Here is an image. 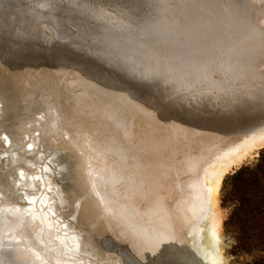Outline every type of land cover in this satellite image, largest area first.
<instances>
[{"label":"rangeland","instance_id":"rangeland-1","mask_svg":"<svg viewBox=\"0 0 264 264\" xmlns=\"http://www.w3.org/2000/svg\"><path fill=\"white\" fill-rule=\"evenodd\" d=\"M156 2L0 0V264H123V252L153 254L145 264H215L196 232L208 228L225 264H264V148L223 177L212 205L200 187L190 191L189 175L211 145L201 140L186 159L177 145L182 100L204 104L181 88L203 79L198 56L224 70L239 50H208L214 31L185 23V0H165L163 12ZM118 140L120 162L139 160L122 164L123 179L110 147ZM159 162L168 171L158 191L170 218L181 215L166 223L158 206L135 226L122 195L128 180H148L128 172Z\"/></svg>","mask_w":264,"mask_h":264},{"label":"bare ground","instance_id":"bare-ground-1","mask_svg":"<svg viewBox=\"0 0 264 264\" xmlns=\"http://www.w3.org/2000/svg\"><path fill=\"white\" fill-rule=\"evenodd\" d=\"M259 1L261 2L260 4L264 6V0ZM254 2H251V0H185V2H182L183 6L180 7L181 17L184 12L188 19V21L185 20L186 24L193 25V22L197 21L201 23L202 26H198L196 29L210 28V30L214 31V33L210 34L206 39L209 42V45L207 44L208 50L225 46H235L239 50L237 52L238 54L229 62L224 70L215 69L212 66L209 67L207 64L208 56L202 53L198 57L202 62L201 66L204 68L201 72L202 75H200L203 79L195 81L198 79L196 78L194 80L195 82L184 83V86H180L183 88L182 91H186L185 93L194 98H198V100H203L204 103L200 106L198 103L192 104L186 100H182L187 113L182 117L185 124H180L182 126L181 128H185V131L181 128L177 130H182L180 132L181 139L178 141L177 145L183 148L182 155L185 159L189 156V153L196 150L201 140H203L202 142L207 141L205 143L211 145L208 150L206 149L203 155L201 154V158L197 160L194 158L193 167H191L189 175L192 181L190 191L200 187L201 193L211 198L210 201L212 205H214V199L220 189L219 187L223 177L230 171L237 169L246 161L252 159L257 155L259 149L264 148V13L262 14L257 9L255 5L256 2ZM169 14L167 15L170 16ZM172 16L173 15H171V18ZM175 18L178 19L177 17ZM189 28H191V26ZM187 47L186 49H190L189 46ZM181 51L182 50H180V53ZM168 52L169 51H167V53ZM181 54H183V51ZM210 72L215 75H211ZM174 128L173 126L171 130H175ZM122 146L123 143L118 140L117 144L111 143L110 147L113 153V156H111L113 157L115 173L116 175H120L123 179L122 176L128 175V168L122 164L128 166L136 165L139 163V160L137 159V162H133V160L130 159L131 155H126L125 157L129 156V159L127 158L128 160L123 161V163L120 162L121 159L124 158L121 156L123 155L121 154L122 152L119 153ZM116 150L118 151L117 154H115ZM118 154L121 157H119ZM111 156L109 153L104 154V161L108 162L112 160ZM110 169L111 168H107L105 170L106 179L109 177ZM167 171L168 167L164 162H159V164L151 168L150 171L145 170L140 173L130 168L128 173L132 178L143 176L148 180L146 186L139 187L137 182L130 179V181L128 180L127 182L128 185H126V188L124 187L128 193L122 196H127V199L132 202L135 208L133 211L134 218L132 217V219H135V226L139 225L136 216H141V214L147 212L154 216V209L158 206H160L159 211L161 210L162 212L164 222H171L170 219L174 217L176 212L174 213V211H172L174 214L173 217L170 218L171 212H169L168 206L158 191V187L163 183V178L167 175ZM141 200H146L144 207H139V202ZM183 205H185L184 202ZM183 207L184 206L181 204V208ZM184 209H186V207H184ZM14 210L16 212V209ZM176 215L180 217L181 213H176ZM200 230L201 229H196V232L199 235L201 243L209 251L210 256L207 258L215 264H225L221 256L223 245L220 244L219 235L214 234V230L211 228H208L204 235L199 234ZM168 232L169 231H165V233ZM192 234L194 233L192 232ZM165 238L166 237H164V239ZM164 239L161 241L163 242ZM169 242L172 241L169 240ZM5 252L7 253L8 251L0 250L1 255ZM165 260L167 259L165 258ZM207 260L205 258V261ZM12 264H23L22 258L20 260H15Z\"/></svg>","mask_w":264,"mask_h":264},{"label":"water","instance_id":"water-1","mask_svg":"<svg viewBox=\"0 0 264 264\" xmlns=\"http://www.w3.org/2000/svg\"><path fill=\"white\" fill-rule=\"evenodd\" d=\"M157 2H156V4H157V6H159V8H160V11H162L163 12V10H162V6H163V3L165 4L166 2H165V0H156ZM161 6V7H160ZM176 11V10H175ZM174 11V12H175ZM182 31V30H181ZM256 60V59H255ZM254 60V61H255ZM252 61V60H251ZM96 207V206H95ZM96 209L98 210V208L96 207ZM104 221H105V223H106V220L104 219ZM107 246V245H106ZM125 255H127V256H132V259L133 260H127V259H125L124 258V256ZM149 256H153V254H148V253H145V259H144V261H141V260H139L137 257H136V253L135 252H133L132 253V255H129L128 253H125V252H123V254L121 255V262H123V264H145V263H147V258L149 257ZM147 257V258H146ZM134 259H135V262H134ZM145 262V263H144ZM166 263V262H165ZM149 264V263H148ZM166 264H173V262L172 261H169V262H167Z\"/></svg>","mask_w":264,"mask_h":264}]
</instances>
